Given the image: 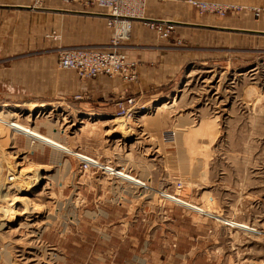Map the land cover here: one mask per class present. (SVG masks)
Returning <instances> with one entry per match:
<instances>
[{
  "label": "rangeland",
  "instance_id": "rangeland-1",
  "mask_svg": "<svg viewBox=\"0 0 264 264\" xmlns=\"http://www.w3.org/2000/svg\"><path fill=\"white\" fill-rule=\"evenodd\" d=\"M258 18L255 22L263 17ZM177 28L171 37L173 48L189 55L190 60L183 66L179 79L155 106L140 102L129 117L115 113L114 120L108 121L113 123L109 126L98 125L103 121L98 116L84 114L80 108L68 107L60 100L46 102L45 107L36 106L32 113L24 107L14 109L9 102L0 100V111L9 109L20 113L11 122L36 132L38 129L33 126L41 125L38 133L42 135H47V125L53 124L61 140L47 136L101 164V167L84 168L76 156L46 147L21 133L12 134L10 128L0 123V225L5 223V227L0 226V264H54L53 254L57 252L45 244L46 238L41 241L42 228L55 219L57 225L68 223L70 229L72 224L65 219L74 218L91 206L96 208L91 194L84 193L76 200L79 188L83 189L79 180L94 172H106L102 166L107 163L116 166L118 158L130 165L151 164L149 170L157 173V182H163L165 172H170L169 190L161 193L164 198L169 199L166 194L173 195L206 209L205 213L197 211L196 214L213 215L224 222L242 223L256 229L258 233L231 228L227 235L235 239L232 241L242 256L249 259V264H264V34L204 32L207 35L186 38L176 33ZM4 60L1 58L0 64L4 65ZM3 69L5 66L0 65V71ZM53 105L57 109L49 110ZM28 107L32 110L33 104ZM155 112L158 115H153ZM68 117L76 120L72 130L67 129ZM154 119L160 121L161 127L151 133ZM53 125L49 126L50 130H54ZM112 127L111 132L122 133L125 136L122 141L128 145H135L137 141L143 144L146 138L143 150L137 147L139 150L134 153L129 149L118 152V137L107 142L104 136L106 129ZM144 132L150 138L140 134ZM16 135L23 140L28 138L29 145L33 141L46 147L47 157H27L25 149L14 148ZM52 149L60 158L69 156L71 172L67 174L61 167L45 166L53 161ZM155 149L160 150L153 155ZM149 157H155L154 162ZM71 162L61 160L57 164L63 163L67 168ZM19 169L29 170L27 176L16 179ZM36 173L47 178L28 180ZM143 182L147 184L143 190L152 187L161 191ZM179 182L182 183L180 190ZM16 185L21 188L16 189ZM6 193L8 196L3 201L1 196ZM23 197H27L25 204L32 208L29 212L24 208ZM105 197L108 201L115 198L113 194ZM169 200L178 208L189 210Z\"/></svg>",
  "mask_w": 264,
  "mask_h": 264
},
{
  "label": "crops",
  "instance_id": "crops-1",
  "mask_svg": "<svg viewBox=\"0 0 264 264\" xmlns=\"http://www.w3.org/2000/svg\"><path fill=\"white\" fill-rule=\"evenodd\" d=\"M190 1L147 0L145 16L175 23L176 33L186 38L207 35L204 32L242 34L239 30H245L251 31L244 32L250 35L264 33V12L258 19L263 18L255 22L254 11L264 9V0H200L238 8L225 17L200 14ZM34 2L0 0V59H6L4 65L0 64L5 66L0 71V100L9 102L14 109L24 107L32 113L36 106L41 108L46 102L60 100L68 107L80 108L84 114L98 116L103 120L98 125L106 127L113 124L108 121L114 120V114L119 111L117 103L120 99L135 97L138 103L155 106L179 79L183 66L190 62L189 55L173 48L171 39L160 40L154 31L136 20L125 50L130 59L138 62L139 80L126 83L105 75L81 80L74 71L58 68L59 56L54 50L63 46L105 47L112 36L107 12L78 2L65 4L63 0H44L43 7L33 8ZM32 104L31 110L28 106ZM53 109L57 108L54 106L49 110ZM67 120H70L67 129L72 130L76 120L71 117ZM159 123L156 119L151 121V133L161 127ZM52 125H47V135L60 141L55 125L54 130H50ZM33 128L41 133V125ZM83 128L85 126L78 132ZM112 129H106L104 136L107 142L118 137V152L129 149L134 153L139 150L137 147L143 150L146 138L143 144L137 141L135 145H128L122 141L125 136L112 133ZM140 134L150 138L146 132ZM17 135L14 148L25 149L27 157H47L46 147L49 146L41 147L33 141L29 145L28 138L23 140ZM159 150L155 149L153 155ZM50 155L54 157L53 161L45 166L61 167L67 174L71 172L73 166L69 156L60 158L55 150ZM61 160L70 161V166L57 164ZM154 160L155 157L149 159L150 162ZM125 161L118 158L116 166L113 163L106 166L123 170L161 191L152 187L143 190L106 172L82 177L79 184L83 189L79 188L76 200L84 193L91 194L96 208L91 206L84 213L80 211L74 218L65 219L72 224L70 229L68 223L57 225L54 219L40 232L41 241L46 238L45 244L57 252L53 254L54 264H249V259L236 248L235 239L227 235L235 227L213 215L178 208L173 201L163 197L161 193L169 190L170 172H165L163 182H157V173L149 170L151 164L130 165ZM51 178L58 186L62 185L55 177ZM109 194L114 195V200L106 199Z\"/></svg>",
  "mask_w": 264,
  "mask_h": 264
},
{
  "label": "built area",
  "instance_id": "built-area-1",
  "mask_svg": "<svg viewBox=\"0 0 264 264\" xmlns=\"http://www.w3.org/2000/svg\"><path fill=\"white\" fill-rule=\"evenodd\" d=\"M65 4L78 2L85 7H98L108 14V26L112 30L110 42L103 48L92 46H63L56 51L59 56L58 67L60 69L74 71L81 80H93L101 75L109 78H120L126 83H136L139 80L138 62L129 58L125 44L131 36L136 20L141 21L149 29L154 31L160 40H169L175 32L176 24L170 21H157L146 18L145 8L147 0H63ZM44 0H35L33 8H41ZM190 4L200 14H210L225 17L230 11L238 9L235 6H226L217 2L191 0ZM255 15L259 17L264 9H255ZM118 115L129 117L139 106L135 97L122 98L117 103ZM84 168L92 167L88 163ZM101 167L99 166H94ZM106 168V167H105ZM104 170V166L102 168ZM115 176L113 172L107 171ZM116 177V176H115ZM140 187H147L138 185ZM178 189H182L179 182Z\"/></svg>",
  "mask_w": 264,
  "mask_h": 264
},
{
  "label": "bare ground",
  "instance_id": "bare-ground-1",
  "mask_svg": "<svg viewBox=\"0 0 264 264\" xmlns=\"http://www.w3.org/2000/svg\"><path fill=\"white\" fill-rule=\"evenodd\" d=\"M165 106V105H163ZM158 110H163V108H160ZM3 111V112H2ZM0 112H2L0 114V123L7 126L8 128H10V130L12 131V133H21L35 141H39L41 142L42 144L44 145H47V146H50L52 148H55V150L59 151V152H63L65 154H69V155H73V156H76L80 161H84L83 163H88L89 165H91L92 167H94L95 165L96 166H99L101 165L97 160L93 159V158H89L88 156H84V155H81L79 153H76L74 152L72 149H70L69 147L61 144L60 142L56 141L53 137L51 136H47V135H42L36 131H34L33 129L29 128L28 126H23L21 124H18L17 122H11V120H13L14 118H16L17 116H19L18 113H15L13 111H9V109H3L1 110ZM9 112V113H8ZM11 114V116H9ZM9 118V121H7V118ZM18 155V154H17ZM106 167V168H105ZM104 170H107V171H111L113 172V174L116 176V178H123L125 179L128 183L130 184H133V185H142V186H147V184L145 182H143L142 180L140 179H137L136 177L134 176H131L129 174H126L123 170H120V169H115V168H112V167H109V166H104ZM18 174V178L16 179H19L22 175H26L28 174L29 170L27 169H19L16 171ZM38 173L34 174L31 176L30 179L28 180H44L46 179L47 177L46 176H43V175H39L36 176ZM27 176V175H26ZM8 179V178H7ZM15 179V180H16ZM11 181L14 180V178H11L10 179ZM9 181V180H8ZM7 181V182H8ZM6 183V182H5ZM4 183V184H5ZM25 183V182H24ZM7 184V183H6ZM6 188V187H5ZM3 188V190L5 189ZM8 190L11 189V187H7ZM21 188L19 185H16V189H19ZM8 195L6 193V195H3L1 196L2 197V200L4 201V198H6ZM166 196L170 199H173L175 202L181 204V205H184L186 207H189V208H192L198 212H204L205 213V210L204 209H201L199 207H196L188 202H185L183 200H180L176 197H174L173 195H168L166 194ZM27 202V197H23V203L25 204ZM24 208L26 209L27 212L30 211V209H32L29 205L25 204L24 205ZM33 211V210H32ZM17 213V212H16ZM19 213V212H18ZM20 214V213H19ZM5 220V218L3 219ZM31 221V220H30ZM226 223L228 224H231V226L235 227V228H238L242 231H245V232H254V233H258L256 229L254 228H251L250 226H247L245 224H242V223H231L230 221H226ZM2 228L5 227V223L1 224L0 225Z\"/></svg>",
  "mask_w": 264,
  "mask_h": 264
},
{
  "label": "water",
  "instance_id": "water-1",
  "mask_svg": "<svg viewBox=\"0 0 264 264\" xmlns=\"http://www.w3.org/2000/svg\"><path fill=\"white\" fill-rule=\"evenodd\" d=\"M239 31H242V32H251V31H245V30H239ZM254 33H261V32H254Z\"/></svg>",
  "mask_w": 264,
  "mask_h": 264
}]
</instances>
